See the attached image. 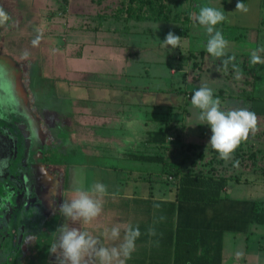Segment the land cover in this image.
I'll list each match as a JSON object with an SVG mask.
<instances>
[{
  "label": "crops",
  "instance_id": "0c3cea01",
  "mask_svg": "<svg viewBox=\"0 0 264 264\" xmlns=\"http://www.w3.org/2000/svg\"><path fill=\"white\" fill-rule=\"evenodd\" d=\"M238 2H242L248 11H236ZM69 3L70 0H0V10L9 17L7 23L0 26V57L6 58L17 70L15 85L22 101V114H19L22 118L12 117V120L29 121L35 133L24 162L28 166L25 169L28 174L33 173V177L36 175L38 189L32 190L19 208L12 209L11 215L26 226L21 253H25V247L27 260L22 264L38 261L58 264V253L53 254L50 249L58 237L56 229L64 223L89 231L109 247L120 241H106L103 237L105 228L110 229L116 224L139 227L141 235L126 264H173L174 244L171 235L178 229L221 232L222 264H264V225L257 222L255 212V206L264 211V196L260 200L254 197H260L254 195L255 190L264 192V179L254 183L257 188H253L249 198H243L240 193L234 194L230 183L235 182L240 187L244 183L231 179L219 203L177 201L176 184L167 179L170 170L166 167L170 156L167 149L171 145V130L162 125L156 126L153 116L157 113L124 101L120 94L127 84L141 77V58L144 54H152L154 50L160 49L158 45L156 48L146 44L140 48L126 46L121 42L120 35L134 33V25L139 23H180L175 20L174 14L181 13L179 9L182 5L185 13V22L182 24L189 30L192 12L200 11V7L192 1L170 0L169 3H176L177 8H173L169 21L138 22L127 21L123 13H118L117 7L110 9L107 4L113 3L111 0H103L104 9L101 11H71ZM224 3V26L216 27L228 33L227 41L231 39L238 42V39L246 36L254 47L250 50L248 46L251 45L246 43L239 51L228 53L232 56L250 55L247 53L249 50L252 52L264 47V25L261 26L264 0H225ZM186 5L190 7L185 8ZM179 30L165 27L162 36L166 37L170 31L175 34ZM13 35L22 38L20 49L8 46L9 37ZM38 35L41 36L40 43L33 46L32 41ZM3 46L11 50L5 49L6 53H1ZM201 50L207 52L206 48L195 51ZM260 55L264 58V53ZM210 58L214 59L211 55ZM166 65H169L168 62ZM232 74L236 76V73ZM260 76L257 77L256 91H264V78L260 81ZM47 77L68 81L76 86L93 87L95 96L89 97V102L80 96L74 102L68 101L62 113L53 108V112L47 114L42 123L33 110L30 97L39 90L36 87L38 80ZM110 89H113L112 94L107 93ZM229 93H223L222 98L229 105L236 106L234 99L237 98L228 96ZM255 96L257 99L252 102V110L258 114V127L263 131L264 97ZM187 114L189 121L182 143L200 144L204 136L202 131H209L210 128L200 123L191 125L192 110L189 105ZM52 116H70L73 122L66 125L60 120L56 125L52 124L55 125L53 128L47 123L53 122ZM79 119L84 121L79 122ZM159 130L167 131L164 144L151 141V133ZM252 137L249 136L252 146L255 141H264ZM57 146H64V151L58 154ZM68 154L71 157L84 154L92 159V165L95 166H89L91 171L87 174L81 173L74 168L78 164L71 165L62 159V155L67 157ZM143 157L149 160H143ZM101 159L107 163L102 164L99 162ZM113 160L115 162H111ZM121 162L122 167L115 165ZM144 164L158 166L152 168ZM81 181L85 188H90L89 184L86 185L87 181L103 183L110 194L105 198L102 216L87 226L66 221L59 211L60 204L72 198L74 187ZM111 186L117 188L111 189ZM123 234L122 227L121 237ZM16 256L14 258L19 255Z\"/></svg>",
  "mask_w": 264,
  "mask_h": 264
},
{
  "label": "rangeland",
  "instance_id": "374dc122",
  "mask_svg": "<svg viewBox=\"0 0 264 264\" xmlns=\"http://www.w3.org/2000/svg\"><path fill=\"white\" fill-rule=\"evenodd\" d=\"M113 3H109L110 9H114L117 7L118 9L121 8L122 0H111ZM188 2H194L199 7L201 6H210L214 7L217 10L223 12L225 7V0H187ZM113 4V5H111ZM37 5V3H36ZM69 8L71 11H101L104 9L103 0H70ZM190 7V5H186L185 8ZM192 10V8H191ZM190 10V11H191ZM179 11L181 12L175 20H179L175 22L168 23L167 25L162 23H146V24H135L133 31L134 33H127L126 35H120L122 38V43L126 46H151L156 48L157 45L160 49H157L155 52L153 51L152 54L150 52L147 55L144 54V57L141 58L142 66L141 67V77L135 79V81L130 84H127V88L125 90H121L120 94L123 97L124 101H127L131 104H136L138 106H142L143 110L145 108L149 109L148 111L156 114L153 116V120L156 122V126H164L168 130H171L169 135L171 140L170 146H168V156L169 159L166 162V167H169L170 170H174L173 168H178L179 163L183 161L182 169H191L192 171H199V170H208V171H216L218 174L220 172L227 171V175H231L232 177H237V173L240 172V169L243 165L233 155V158L230 161H223L220 162L222 159L219 158L217 152H215L210 145H208L211 131H202L203 137L200 144H196V147L190 150L186 149L188 145L186 142H183V138L186 135V128L188 125V114H187V106L189 105V109L192 110V116L190 118L191 125H204L203 122L197 119L198 110L195 109L191 104V97L194 92L201 86L206 85L210 87L213 92L214 96L218 97L221 100V108L222 110L228 111L232 109H239V108H247L251 106L248 101L234 99L236 106H231L229 103H226L222 98L221 91L224 89L226 92L234 91V89L241 88L243 86L242 79H237L235 75L232 73L235 71H231L229 69L233 68L232 64L228 67L227 71H225L222 67L221 59L215 60L216 67H210L206 71L199 70L200 67H195L192 69V63L188 62V51L189 53L195 50H200L202 48H206V43L208 39V35L205 29L198 24V22L194 19V16L198 15L199 11H193L192 17V26L191 28L185 29L182 24L185 22L184 14H183V5L180 7ZM20 18V17H19ZM165 27L169 28H178L179 31H175V35L182 38L181 40V47L180 49H173L171 46H164L163 42L165 37L162 36V32ZM217 30L221 31L223 36L227 37V32L222 30L221 28L217 27ZM179 33V35L177 34ZM19 35H13L9 38L8 46L14 47L15 49H20L22 47V38H19ZM231 41V42H230ZM228 52L234 53L235 51H239L242 48L243 44H248L249 40L248 37H241L238 39V42H233L230 39ZM250 44V43H249ZM251 45V44H250ZM202 46V48H200ZM252 46V45H251ZM248 46L250 50L254 49L252 46ZM259 48H264L259 47ZM3 51L1 53H6L4 50H11V48H7L3 46ZM248 49V50H249ZM247 53H251V51ZM196 52V51H195ZM188 53V54H189ZM246 53V52H245ZM197 57V56H196ZM182 58L185 60L181 61ZM187 58V61H186ZM168 64L170 65H166ZM5 63V62H4ZM166 63V64H163ZM199 64V62H197ZM9 63H5L4 67H10L14 74L10 80H12L13 86H15V81L17 80L18 74L17 70L8 65ZM264 65V64H263ZM217 66L219 68H217ZM131 72L133 69L128 68ZM170 71L172 75H170ZM204 74V75H203ZM260 81H263L264 78V70L262 75L260 76ZM9 82V80H8ZM233 84V85H230ZM133 86V88H131ZM36 87L39 89L35 91L37 94L33 93L30 97V101L33 104V110L39 116V119L43 123L47 118V114L53 112V108L57 109V112L60 113L64 112V108H66L68 101H73L80 96V98L84 99L85 102H89V97L95 96V90L93 87H81L76 86L73 84H69L68 81L54 79V77H47L44 80H38V85ZM40 87V88H39ZM13 88V87H12ZM13 91V95L18 96L21 100L20 91L16 89H11ZM107 92L112 94V90ZM102 91V90H101ZM101 94L100 92H97ZM106 94V93H105ZM98 95V94H97ZM255 95L264 97V91H255ZM15 102L12 104L11 100L6 101V104L11 105L10 108L5 109L1 108L0 113H16V110L19 109L22 105L19 104L17 99L12 98ZM224 101V102H223ZM223 102V103H222ZM226 103V104H225ZM234 103V104H235ZM3 105V104H2ZM13 105V106H12ZM78 108L77 105H75ZM57 107V108H56ZM151 107V108H149ZM172 108L168 109L167 108ZM52 109V110H51ZM63 109V110H62ZM54 116H52L53 119ZM62 120L63 124L70 125V122H73L72 117L70 116H58L54 117L52 120L53 122H47L49 126H54ZM83 122L84 120L81 119ZM79 119V122H81ZM55 123V125H52ZM63 127V126H62ZM65 127V126H64ZM67 128V127H65ZM203 128V127H202ZM64 129V128H63ZM194 129V127H192ZM182 143V144H181ZM1 144V142H0ZM253 148L263 150L264 154V141H255L253 142ZM250 143L249 140L247 142H243L239 148L242 149L240 151H244L247 154H250L249 149ZM183 149V150H181ZM61 151H64V146H57V153L59 154ZM142 150L141 152H143ZM201 154L202 157L199 155ZM62 159H66V163L73 165L78 164L75 169L79 170L81 173H88L90 172L88 167L95 166L92 165L93 161L91 158L87 157L84 154H77L75 157H71L69 154L62 155ZM236 160V162H235ZM103 161V162H102ZM102 164L107 163L106 160L99 161ZM115 162V160L111 161ZM238 162V163H237ZM116 166L122 167L123 163H115ZM87 166V167H86ZM143 166L155 168L157 164L147 165L144 164ZM71 168V167H70ZM97 172V171H96ZM216 173V174H217ZM116 179V178H115ZM168 182L177 183L178 177L176 178L174 175L168 174L167 176ZM239 179V178H238ZM264 179L263 176H258L250 173H246L242 176L241 180L243 181V187L237 186L235 182L230 183V187H232L235 193H240L243 198H249L248 196L252 193L253 188L256 189L257 183ZM234 180V178H233ZM87 181L86 185L89 184V187L93 184L92 182ZM247 182V183H246ZM258 182V183H259ZM246 184V185H245ZM84 185V184H83ZM116 186H111L110 188L114 189ZM117 188V187H116ZM257 193V194H256ZM254 195L260 196L256 198H263L264 192L261 191H254ZM2 207H0L1 209ZM3 209V208H2ZM34 264H43L42 262H35Z\"/></svg>",
  "mask_w": 264,
  "mask_h": 264
},
{
  "label": "clouds",
  "instance_id": "9594fccd",
  "mask_svg": "<svg viewBox=\"0 0 264 264\" xmlns=\"http://www.w3.org/2000/svg\"><path fill=\"white\" fill-rule=\"evenodd\" d=\"M236 11L247 12L248 9L242 2H238ZM8 19L7 14L0 10V26H4ZM194 19L208 35L205 46L207 53L214 58L221 59L225 71L231 63L236 78L240 79V70L233 63L235 56H228L229 42L216 27L225 21L224 13L214 7L201 6ZM40 40L41 36L38 35L32 41L33 46L39 45ZM181 40V37L170 31L162 42L166 47L180 49ZM260 53H264V48L253 50L250 53L252 65L264 64V58ZM224 57L227 59H223ZM191 104L198 110L197 119L211 129L208 145L225 162L233 158L235 151L243 142L249 140L250 135H255L260 130L258 117L254 112L247 108L222 110L221 100L215 97L213 90L206 85H201L194 92ZM109 195L103 183L95 182L90 188H85L81 181L74 187L72 198L60 204L59 211L66 221L72 224L79 222L84 226L91 225L102 216L105 198ZM122 227L124 234L121 237ZM56 231L58 237L50 251L53 254L58 253L56 256L58 264H126V260L135 250L136 240L141 235L139 227L134 228L131 225L116 224L110 229L105 228L103 237L106 241H120L117 245L109 247L89 231L72 227L69 223L61 224ZM237 255L241 254L237 253Z\"/></svg>",
  "mask_w": 264,
  "mask_h": 264
},
{
  "label": "trees",
  "instance_id": "16d2710c",
  "mask_svg": "<svg viewBox=\"0 0 264 264\" xmlns=\"http://www.w3.org/2000/svg\"><path fill=\"white\" fill-rule=\"evenodd\" d=\"M169 1L170 0H122L121 8L118 9V13H123L127 21L166 22L169 21L173 15V8H175V10L177 8L176 3L171 5ZM179 15L180 13L174 14L175 18ZM218 25L224 26V23ZM262 25H264V20L261 21V26ZM177 34L179 35L178 32ZM228 56H232V54L228 53ZM214 59L217 60L216 58ZM225 59H227V57H225ZM188 60L192 63V69L200 67L199 70L206 71L212 66L216 67L215 61L210 58V54L203 50L190 52ZM197 62H199V64ZM233 63L240 70L243 86L234 89V91H230L233 93H229L230 95L228 96H234L239 100L248 101L251 104L248 110L253 112L252 102L257 99L255 96L256 81L258 75H262L264 65H252L250 63V55H236ZM229 66H231V63ZM217 68L219 67L217 66ZM229 70L233 71V68ZM222 90L221 95L226 92L224 89ZM256 115L258 117V114ZM166 132V130H159L155 133H151V141L160 144L166 143ZM253 137H255L254 139L264 140V130H259ZM187 144V150L196 147L194 143ZM241 149V147L238 148L234 153L236 160L238 159L237 161L243 165L240 172L237 173L239 179L227 175L226 170L218 174L214 170H199L195 172L189 168L182 169L183 161L179 163L178 168H173V171L169 170L168 174L174 175L176 178L178 177L175 199L184 202L216 204L221 201L222 193L227 187L228 180H233L234 178V180L239 181L246 173L264 177L263 150L255 149L250 145L249 149L251 152L247 154V152L240 151ZM199 155L202 157L201 154ZM146 159L148 158L143 157V160ZM158 160L161 161L162 158H158ZM223 161L224 160L219 161L220 164ZM255 212L257 215V222L264 225V211L255 206ZM171 240L174 244L173 264H222L223 234L221 232L178 229L171 235Z\"/></svg>",
  "mask_w": 264,
  "mask_h": 264
},
{
  "label": "water",
  "instance_id": "95a60500",
  "mask_svg": "<svg viewBox=\"0 0 264 264\" xmlns=\"http://www.w3.org/2000/svg\"><path fill=\"white\" fill-rule=\"evenodd\" d=\"M4 62L13 67L6 58L0 57V110L1 108L5 109V106H7L6 108L11 107V105L6 104V101L11 100L13 104L16 100L14 101L12 98L17 99L21 105L20 98L18 96L15 98L11 90H17L16 85L13 86L12 80H10L14 72L10 67H4ZM20 108L16 110V113H12V111L7 115L0 113V162H2L0 163V188L2 189L5 185L10 186L8 194L13 195V199L16 198L14 202L11 201L8 204L7 210L3 206L4 209H0V224L3 225L0 228V233L7 231L11 235L12 232H16V237H19L18 244L22 241L26 226L21 223L20 219L18 221V219L11 217V215L13 216L12 209L19 208L22 203L26 202L27 195L32 190L38 189L36 175L33 177V173L28 174L25 170L28 166L24 162V158L29 154L35 133H33L29 121L12 120V117L22 118L19 115L22 114Z\"/></svg>",
  "mask_w": 264,
  "mask_h": 264
},
{
  "label": "flooded vegetation",
  "instance_id": "af4514ba",
  "mask_svg": "<svg viewBox=\"0 0 264 264\" xmlns=\"http://www.w3.org/2000/svg\"><path fill=\"white\" fill-rule=\"evenodd\" d=\"M8 189H10V186L7 185H5V187H3L2 189L0 188L1 207L3 206L6 210L8 204L11 201L14 202L16 200V198L13 199V195L8 194ZM2 226L3 225L0 224V228H2ZM18 240L19 237H16V232H12L11 235L8 234L7 231L5 233L4 231L0 233V243H2V246H0V264H22L27 260V251L25 247H23L25 253H21L22 241L20 242V244H18ZM14 255H19L18 257L16 256L19 259L16 260L17 258H14Z\"/></svg>",
  "mask_w": 264,
  "mask_h": 264
}]
</instances>
